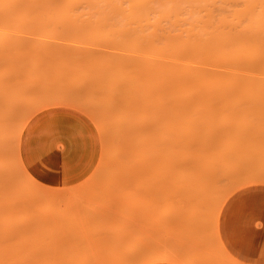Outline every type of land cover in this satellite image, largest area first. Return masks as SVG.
I'll return each instance as SVG.
<instances>
[{
  "label": "rangeland",
  "instance_id": "1",
  "mask_svg": "<svg viewBox=\"0 0 264 264\" xmlns=\"http://www.w3.org/2000/svg\"><path fill=\"white\" fill-rule=\"evenodd\" d=\"M247 1L195 3L196 20L220 6L230 19ZM150 16V29L178 30ZM21 19L0 22V264H240L221 247L218 216L236 191L264 186V98H235L223 121L221 99L246 77L264 81V37L247 31L249 47L233 39L220 56L209 44L175 51L160 38L154 51L148 38L132 37L131 20L121 22L128 34L112 35L86 21ZM182 69L202 73L207 87ZM77 115L94 131L93 163L79 181L47 183L24 158L27 131L71 126ZM243 175L260 178L236 186Z\"/></svg>",
  "mask_w": 264,
  "mask_h": 264
},
{
  "label": "bare ground",
  "instance_id": "2",
  "mask_svg": "<svg viewBox=\"0 0 264 264\" xmlns=\"http://www.w3.org/2000/svg\"><path fill=\"white\" fill-rule=\"evenodd\" d=\"M71 1L0 0V8H9L4 12L0 11V22L10 23L11 21L17 23L22 20V17L30 19L32 22L48 20L50 24H77L79 21H86L93 28L116 35L127 33L126 31L130 29L123 24L121 25V22L131 20L138 26L136 29L132 28V37L148 38L152 43L154 51L160 49L158 43L154 42L156 38H160L165 47L167 46L175 51L186 47L199 50L207 47V44H209L220 56L231 54L230 50L234 46L232 43L233 39L236 45L241 44L239 49L242 50L249 47L245 43L244 36L247 31L253 32L256 36L264 37V0L247 1L241 8L235 9L232 12L230 19L224 16L223 6H220L215 12L211 8H208L206 9L208 16L199 20H196V14L200 12V8L194 4L201 1L207 2L208 0H126V4L117 0H85L76 9L70 11L65 8V5ZM23 8L27 11L26 14H17V11ZM151 12L154 13V17L157 19L169 20L174 27H178V30L163 32L161 25L150 29ZM113 15L116 16V20L113 19ZM42 16L46 17L43 18ZM244 20L245 23L242 24ZM258 46L260 45L258 44ZM148 66L151 65L148 64ZM182 70L187 76L199 77L200 79L198 78V80L207 87L202 73L190 71L191 69ZM209 91L212 92V89L210 88ZM174 94L178 100L181 99L178 92ZM223 95L224 97L221 99L223 104L221 121L225 120L228 116L235 98H242L244 96H250L254 100L264 98V81L251 82L246 77L243 79L238 90L225 89L223 90ZM23 123L19 127V133L22 130ZM25 173L30 180L35 181V176L31 172L25 171ZM246 176L243 175L236 186L247 183L252 178H260L259 175H257L259 177L248 175V177L250 176L249 178ZM225 196L221 199L220 203ZM218 211L219 207L215 211V217ZM221 247L226 256L233 259L222 245ZM127 252L129 256L136 254L133 246H128ZM156 259L159 258L142 257L138 264H147Z\"/></svg>",
  "mask_w": 264,
  "mask_h": 264
},
{
  "label": "crops",
  "instance_id": "3",
  "mask_svg": "<svg viewBox=\"0 0 264 264\" xmlns=\"http://www.w3.org/2000/svg\"><path fill=\"white\" fill-rule=\"evenodd\" d=\"M69 123H55L52 130H42L39 124L32 123L27 131L31 135L24 139L22 151L26 163L33 173L47 183L69 184L79 181L93 163L95 149L92 126L80 115L75 117L71 126L67 125ZM41 133H60L61 136L56 142L55 138H44ZM79 138H89V147L81 144ZM59 146L61 149H58ZM241 189L246 191L244 196L241 197V190H238L224 202V208L218 216V237L237 263L264 264V210L258 204L259 197L264 195V186H246ZM149 264L180 263L158 260Z\"/></svg>",
  "mask_w": 264,
  "mask_h": 264
}]
</instances>
